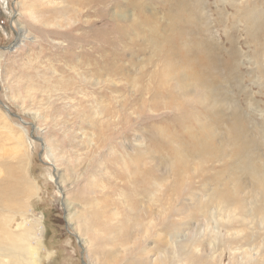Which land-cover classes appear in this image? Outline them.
Wrapping results in <instances>:
<instances>
[{"label":"rangeland","instance_id":"1","mask_svg":"<svg viewBox=\"0 0 264 264\" xmlns=\"http://www.w3.org/2000/svg\"><path fill=\"white\" fill-rule=\"evenodd\" d=\"M83 1L0 0V264L15 234L35 264H264V0H185L197 91L157 75L171 0Z\"/></svg>","mask_w":264,"mask_h":264},{"label":"bare ground","instance_id":"2","mask_svg":"<svg viewBox=\"0 0 264 264\" xmlns=\"http://www.w3.org/2000/svg\"><path fill=\"white\" fill-rule=\"evenodd\" d=\"M89 1H91V2H93V1H95L96 3H98V5H99V3L101 2V0H89ZM195 2H196V5H197V7H198V4H199V0H195ZM83 3L84 4H87V1L86 0H84L83 2H82V5H83ZM172 3V8H171V10H173L172 12H171V14H170V16H171V18H172V22L174 23V22H177L176 24H177V28H181V26L182 25H179L178 23L181 21V16H183L182 15V13H183V11L185 10V6H186V4H188L187 3V1H183V0H171V2H170V4ZM190 3V2H189ZM192 3V2H191ZM190 3V4H191ZM188 6V5H187ZM191 6V5H190ZM193 6H194V4H193ZM201 6V5H200ZM195 7V6H194ZM201 7H203V6H201ZM190 9H192V8H190ZM194 9V8H193ZM195 10V9H194ZM193 11V10H192ZM196 11V10H195ZM191 13V12H190ZM193 14H194V12H192ZM199 14V13H198ZM197 14V15H198ZM200 14H201V12H200ZM181 15V16H180ZM194 16V15H193ZM189 17H190V15H189ZM199 17H200V15H199ZM190 18H193V17H190ZM190 18H189V20H190ZM184 19V18H183ZM182 19V20H183ZM146 20H148V19H146ZM195 20V19H194ZM199 20H200V18H199ZM196 21V20H195ZM202 21V20H201ZM143 22H144V20H143ZM183 22V21H182ZM197 23H200V22H197ZM183 24H184V22H183ZM143 25H145V24H143ZM190 25H191V23H190ZM194 25H195V23H194ZM200 25V24H199ZM195 26H197V25H195ZM201 26V25H200ZM200 26H199V28H200ZM175 27V28H176ZM184 27V26H183ZM117 28V27H116ZM192 29V28H191ZM127 30V29H126ZM200 31V30H199ZM176 32H177V30H176ZM183 32V30H182V28H181V30L179 31V32H177V37H175L174 39L173 38H169V39H166L165 37H163V38H165L164 40L166 41H164V43H162L161 42V44H158V46H157V51H158V53L159 54H161L160 56H161V61H163L164 60V63L165 62H167L168 61V63H167V68L166 69H164V70H161V71H159L158 73L159 74H157V75H159V77H160V79H159V81L164 85V83H166V84H168L167 83V81H169V80H171L172 79V75L171 74H175V76L173 77L174 79H176V80H178L179 82L181 81V83H182V81H184L183 79H182V77L184 76L183 74H186L187 72H191V76L194 78V82H196V83H198V82H200V83H198L199 85H193L194 86V89H195V91H197V89H200L201 88V86H204V84L206 83V82H208L209 83V77L211 76V74L213 73V72H215L214 71V69H217V65H218V60L216 59L217 57L214 55V52H211L210 51V47H208L207 45L206 46H201V45H199V44H194V42H193V44L190 42V40H189V42H186V41H184L183 40V38H182V35H181V33ZM186 32V31H185ZM194 32V31H193ZM120 33V36H124V35H126L125 33H122V35H121V32H119ZM184 33V32H183ZM203 33V32H202ZM190 34V33H189ZM128 35V34H127ZM145 35V34H144ZM147 35V34H146ZM190 38H191V36H190ZM193 39V38H192ZM212 44V43H211ZM213 46V45H212ZM174 47H176V48H178V51L177 50H175V48ZM213 48V47H212ZM214 49V48H213ZM215 50V49H214ZM217 50H218V48H217ZM216 52V51H215ZM152 53H153V51H152ZM166 53H169V54H171V55H173V57L172 58H169V59H165L164 58V56H165V54ZM173 58H175L174 60H176V61H174L173 62ZM192 58H196L197 60H198V62L196 63V64H194L193 62H192ZM233 59V58H232ZM97 61V60H96ZM178 61H180L181 63H179L178 65H177V62ZM227 61V60H226ZM223 64H224V61L222 62ZM223 64H222V66H223ZM96 65L97 66H99V62H96ZM202 65H204V66H202ZM180 67H181V70H180ZM201 67V68H200ZM174 72V73H173ZM185 72V73H184ZM177 74V75H176ZM181 75H183L182 77H181ZM187 75V74H186ZM190 75V74H189ZM176 76H178L179 78H177ZM158 77V78H159ZM185 77V76H184ZM206 77V78H205ZM212 77V76H211ZM192 78V79H193ZM205 78V79H204ZM182 79V80H181ZM186 79V78H185ZM188 79H189V77H188ZM206 79H207V81H206ZM213 80V79H212ZM227 80V79H226ZM177 81V82H178ZM220 81V80H219ZM211 82V81H210ZM215 82V81H214ZM180 83V84H181ZM208 83H206L207 85H211V84H208ZM176 84V83H175ZM178 84V83H177ZM214 84H216V82L214 83ZM172 85V84H171ZM170 85V86H171ZM187 85V84H186ZM169 86V85H168ZM206 86V85H205ZM174 87V86H173ZM190 87H192V86H190ZM207 87V86H206ZM212 87V86H211ZM219 87H220V85H219ZM179 88V87H178ZM186 88V87H185ZM193 88V87H192ZM205 88V87H204ZM173 89V88H172ZM206 89H211V88H206ZM223 89V88H222ZM225 89V88H224ZM223 89V90H224ZM146 90V89H145ZM160 90H163L162 88L160 89V85H159V83L157 84V85H154V88L152 87V89L150 88L149 89V91L150 92H152V97H156V96H158V95H163V94H165V95H167L168 97H169V99H170V102L169 103H167L166 105H169V106H173L172 107V109H174L177 113H176V115H175V117L174 118H179L180 119V117H185V118H190V117H193V118H195L196 116L198 117L199 115H201V114H203V116L204 115H206V117H208L209 116V119H210V121L211 122H219L221 119L220 118H222V116L223 115H225L226 114V109H225V111H224V108H220V107H218V108H220V109H218V108H215V109H217V111H215L214 113H213V111H210V110H212L213 108H211V107H209L210 105H211V102H214V101H216V98L214 99V98H212V95L211 94H208V92L207 93H204V95L202 96V94H201V102L200 101H198V102H200V104H201V106L202 105H205L206 104V108L203 110V109H201L200 110V106L198 107L199 109H196L195 108V110H192V109H189L190 108V106H191V108H193V103L194 102H196V101H192V100H188V99H185V98H183V99H181V101H179V102H176V103H174V99H175V95L174 94H172L171 92H173V91H167V92H162V91H160ZM166 90V89H165ZM176 90H177V88H176ZM202 90V89H201ZM164 91V90H163ZM190 91V90H189ZM204 92H205V90H203ZM211 91H213L212 89H211ZM215 91V90H214ZM174 93V92H173ZM203 93V92H202ZM210 93H212V92H210ZM215 93H216V91H215ZM178 94V93H177ZM184 94H186V93H184ZM217 94V93H216ZM173 95V96H172ZM180 95V94H179ZM220 96H221V93L219 94ZM218 95V96H219ZM172 96V97H171ZM175 96V97H174ZM217 96V97H218ZM174 97V98H173ZM184 97V96H183ZM214 97V96H213ZM181 98V96L179 97V99ZM219 98V97H218ZM199 99V98H198ZM221 99V98H220ZM223 99V98H222ZM222 101V100H221ZM193 104V105H192ZM225 104V103H224ZM214 105V104H213ZM219 105V104H218ZM222 106V105H221ZM213 107H216V105H214ZM195 111V112H194ZM234 113V112H233ZM235 115L233 116L234 117V119H236V113H234ZM230 116V115H229ZM184 118V119H185ZM230 118V117H229ZM183 119V118H182ZM190 119H192V118H190ZM219 124V123H218ZM231 132H232V136H235L236 135V137H235V142H237L238 140V145H240V147L237 145V146H234L235 148L233 149V151H232V156H234V155H237L238 154V157L239 156H241V153H242V151H241V149H242V147H241V144H240V141H241V139H239V137H238V134H237V123L234 125V127L231 129ZM178 133V132H177ZM171 152L173 151L172 149H169ZM242 161V160H241ZM147 174H148V172H147ZM257 181H259V179H257ZM220 193V192H219ZM224 197H226V196H224ZM226 199V198H225ZM5 234H7V233H5ZM8 235V234H7ZM13 237L15 238V239H13L10 243H8V247L6 248V252L5 253H3L1 256L2 257H5V258H7V262H9L10 264H35V261L34 260H32V258L31 257H29L28 255H31V253H30V249H29V246L27 245V243H26V241H25V237L22 235V234H15V235H13ZM7 238H11V236H7Z\"/></svg>","mask_w":264,"mask_h":264}]
</instances>
